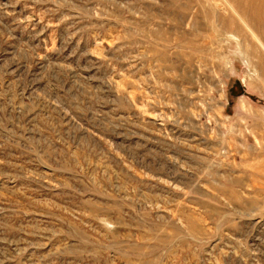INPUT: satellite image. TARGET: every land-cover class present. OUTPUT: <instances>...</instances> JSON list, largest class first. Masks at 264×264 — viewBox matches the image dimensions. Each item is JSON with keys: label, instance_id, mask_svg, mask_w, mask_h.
I'll return each mask as SVG.
<instances>
[{"label": "rangeland", "instance_id": "obj_1", "mask_svg": "<svg viewBox=\"0 0 264 264\" xmlns=\"http://www.w3.org/2000/svg\"><path fill=\"white\" fill-rule=\"evenodd\" d=\"M0 264H264L258 0H0Z\"/></svg>", "mask_w": 264, "mask_h": 264}, {"label": "bare ground", "instance_id": "obj_2", "mask_svg": "<svg viewBox=\"0 0 264 264\" xmlns=\"http://www.w3.org/2000/svg\"><path fill=\"white\" fill-rule=\"evenodd\" d=\"M258 1H259L260 5H261V8L264 9V0H258ZM246 14H247V13H246Z\"/></svg>", "mask_w": 264, "mask_h": 264}]
</instances>
